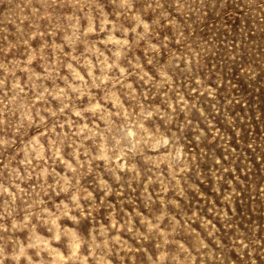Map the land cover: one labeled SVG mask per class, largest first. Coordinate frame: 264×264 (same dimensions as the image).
Returning <instances> with one entry per match:
<instances>
[{
  "label": "rangeland",
  "instance_id": "obj_1",
  "mask_svg": "<svg viewBox=\"0 0 264 264\" xmlns=\"http://www.w3.org/2000/svg\"><path fill=\"white\" fill-rule=\"evenodd\" d=\"M0 264H264V0H0Z\"/></svg>",
  "mask_w": 264,
  "mask_h": 264
}]
</instances>
